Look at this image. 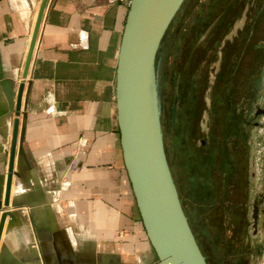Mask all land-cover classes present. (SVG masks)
Segmentation results:
<instances>
[{
    "label": "crops",
    "instance_id": "1",
    "mask_svg": "<svg viewBox=\"0 0 264 264\" xmlns=\"http://www.w3.org/2000/svg\"><path fill=\"white\" fill-rule=\"evenodd\" d=\"M41 2L0 0V203ZM130 2H48L23 96L24 154L17 151L10 206L0 210V219L5 210L16 217L6 220L0 264H159L118 124V57ZM245 237L213 245V264H264Z\"/></svg>",
    "mask_w": 264,
    "mask_h": 264
},
{
    "label": "water",
    "instance_id": "2",
    "mask_svg": "<svg viewBox=\"0 0 264 264\" xmlns=\"http://www.w3.org/2000/svg\"><path fill=\"white\" fill-rule=\"evenodd\" d=\"M49 0H42L32 34L23 81L19 86L9 147V169L4 203L10 206L17 151L23 153L25 128L20 133L23 96L33 55ZM186 0H131L118 57L117 111L121 145L134 197L159 264H209L189 218L168 159L162 124V105L156 85V61L173 21ZM3 78L0 64V79ZM179 89H176L171 128L177 124ZM264 114L259 109L257 115ZM20 136V141H19ZM19 141V147H18ZM66 169L59 173L62 180ZM3 211L0 240L6 220Z\"/></svg>",
    "mask_w": 264,
    "mask_h": 264
},
{
    "label": "rangeland",
    "instance_id": "3",
    "mask_svg": "<svg viewBox=\"0 0 264 264\" xmlns=\"http://www.w3.org/2000/svg\"><path fill=\"white\" fill-rule=\"evenodd\" d=\"M199 1L186 0L163 41L156 61V85L162 105V124L168 159L192 229L208 263L213 264L214 251L212 248L214 246L207 239L206 234L213 235L215 232L213 230L216 229L214 223L220 215L215 213L213 224L204 225V219L201 218L199 210L200 203L189 197L190 194L197 198L199 195L192 194L190 182L186 177L184 162L188 150L186 143L195 155L200 140L210 137L211 126L223 124L226 120L228 105L236 106L239 112L244 108L247 110L246 114L238 113L230 117L232 119L240 117L242 122L247 123L244 128L246 132H244L245 139L242 145L245 162L249 168L248 206L244 234L247 247L253 249L252 254H257L264 259V114L257 115L259 109H264V72L259 82L252 83V94L249 91L245 92L244 88L239 89L232 86L231 101L228 102L226 108L224 107L227 97L224 88L216 82L220 63L217 62L214 65L209 63L208 65L211 64L209 74L206 75V71L204 72L206 68L204 64H207L204 61L209 49L205 50L202 44L204 39H207L206 43L212 42V39L207 38L209 32L212 31V21L206 25L203 24V15L206 14L203 13V9L209 11L206 15L210 16L213 6L210 0H205L203 4H199ZM180 76H182V87L177 124L173 132L171 128L172 111L177 81ZM198 86L200 91H197ZM238 233L236 228L234 234ZM231 239V241H236L237 238Z\"/></svg>",
    "mask_w": 264,
    "mask_h": 264
},
{
    "label": "flooded vegetation",
    "instance_id": "4",
    "mask_svg": "<svg viewBox=\"0 0 264 264\" xmlns=\"http://www.w3.org/2000/svg\"><path fill=\"white\" fill-rule=\"evenodd\" d=\"M204 1L200 0L199 4ZM210 1L213 6L211 15H206L209 11L205 9L202 11L206 13L203 24L212 21V31L207 36L212 42L206 43L207 39H204L202 44L205 50L209 49L204 72L209 74L210 65L220 63L216 82L224 88L226 108L231 101L232 86L244 88L245 92L252 94V83L261 78L264 69V0ZM181 87L182 76L177 81L179 97ZM197 91H200L199 86ZM231 107H227L228 116L223 124L211 126L210 137L200 140L195 155L186 143V177L190 185L191 179L199 178L197 201L203 224L209 226L215 220V213L220 215L214 223L213 235L206 234L213 245L225 244L234 237L238 240L246 229L249 168L242 145L247 123L240 117V121L239 118L232 119L230 115H243L247 110L244 108L239 112L236 106ZM236 228L239 231L237 235L234 234Z\"/></svg>",
    "mask_w": 264,
    "mask_h": 264
},
{
    "label": "trees",
    "instance_id": "5",
    "mask_svg": "<svg viewBox=\"0 0 264 264\" xmlns=\"http://www.w3.org/2000/svg\"><path fill=\"white\" fill-rule=\"evenodd\" d=\"M191 181H192L191 182V185H190L191 186V192H192V194H197L198 195V188L197 187L199 186V183H200L199 182V178L197 176H195V178L193 180L191 179ZM189 197L192 198V199H194V200H197V197L196 196H193L192 197L191 194L189 195ZM185 212H186V210H185ZM186 214H187V212H186ZM196 238H197V236H196ZM197 240H198V238H197ZM198 242H199V240H198Z\"/></svg>",
    "mask_w": 264,
    "mask_h": 264
},
{
    "label": "bare ground",
    "instance_id": "6",
    "mask_svg": "<svg viewBox=\"0 0 264 264\" xmlns=\"http://www.w3.org/2000/svg\"><path fill=\"white\" fill-rule=\"evenodd\" d=\"M38 13H39V9H38ZM37 18H38V14L36 13V16H35V23H36V21H37ZM35 23H34V26H35ZM7 152H9V150H7Z\"/></svg>",
    "mask_w": 264,
    "mask_h": 264
}]
</instances>
